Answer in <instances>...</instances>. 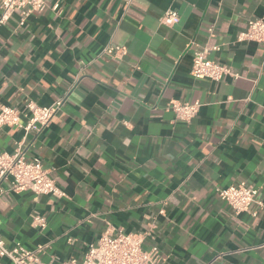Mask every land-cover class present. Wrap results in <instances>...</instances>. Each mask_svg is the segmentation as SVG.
Returning a JSON list of instances; mask_svg holds the SVG:
<instances>
[{
	"label": "crops",
	"instance_id": "obj_1",
	"mask_svg": "<svg viewBox=\"0 0 264 264\" xmlns=\"http://www.w3.org/2000/svg\"><path fill=\"white\" fill-rule=\"evenodd\" d=\"M261 17L264 0H49L23 23L15 14L1 24L0 104L62 101L25 153L65 195L7 191L0 237L44 245V263L80 260L112 229L142 234L160 264H264V42L239 39ZM204 48L239 77L194 78ZM173 101H199L195 118L177 119ZM23 135L0 127V153ZM240 182L259 189L262 205L238 214L219 189Z\"/></svg>",
	"mask_w": 264,
	"mask_h": 264
},
{
	"label": "built area",
	"instance_id": "obj_2",
	"mask_svg": "<svg viewBox=\"0 0 264 264\" xmlns=\"http://www.w3.org/2000/svg\"><path fill=\"white\" fill-rule=\"evenodd\" d=\"M48 2L49 0H0V25L6 23L15 14L22 16L21 23H23L28 16L43 12ZM54 8L58 9V5ZM178 21L179 13L173 9L168 10L163 17V23L168 26ZM210 31L212 32V29ZM239 39L264 42V17L251 18L247 29L240 34ZM212 49L219 50L218 47ZM210 51L211 48H204L194 54L191 67V75L194 78L221 81L227 76L239 77L230 66L209 58ZM104 52L122 57L127 50L125 47L108 45ZM61 105V100L49 106H41L30 100L27 102L26 111H22L14 106L0 104V127L17 126L24 133L23 139L17 143L12 153H0V196L7 191H30L36 195L53 197L65 195L43 161L38 157L28 158L25 153L29 135L40 133L58 113ZM199 107V101H173L170 110L177 119L191 122L197 115ZM219 194L238 214L250 211L255 203L262 205L257 200L259 189L246 182L220 188ZM252 214L256 216V212ZM33 225L46 228L47 220L42 215L33 214ZM144 241L142 234L109 229L88 245L82 259L71 258L61 263H44L40 255L45 248L44 245L30 250L20 243L8 246L0 237V257L7 258L14 264H160L159 248L157 246L145 248Z\"/></svg>",
	"mask_w": 264,
	"mask_h": 264
}]
</instances>
